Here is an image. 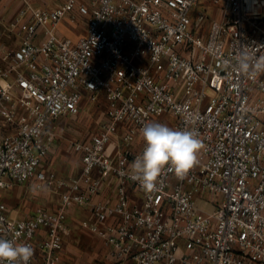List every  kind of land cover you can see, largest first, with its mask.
I'll use <instances>...</instances> for the list:
<instances>
[{
  "label": "built area",
  "instance_id": "2783aa9c",
  "mask_svg": "<svg viewBox=\"0 0 264 264\" xmlns=\"http://www.w3.org/2000/svg\"><path fill=\"white\" fill-rule=\"evenodd\" d=\"M79 18L83 35L58 34ZM0 24L19 39L0 40V191L32 180L59 198L23 218L0 199V237L57 264L67 211L88 206L83 227L108 264H264V72L237 68L264 56V0H63ZM100 99L95 131L67 141L79 172L58 176L43 163L56 120ZM149 122L203 144L183 178L166 169L151 193L130 179ZM105 186L114 202L94 200Z\"/></svg>",
  "mask_w": 264,
  "mask_h": 264
},
{
  "label": "crops",
  "instance_id": "0c3cea01",
  "mask_svg": "<svg viewBox=\"0 0 264 264\" xmlns=\"http://www.w3.org/2000/svg\"><path fill=\"white\" fill-rule=\"evenodd\" d=\"M62 2L63 0H0V21H4V23L10 22L18 10L24 7L25 4H29L34 8H54ZM80 19L83 18H79L76 23H70L66 20L61 21L56 28L58 34L75 41L84 33V26L82 33H76L78 29L76 24ZM0 40L10 48H16L19 44L18 37L12 32H5L2 24H0ZM57 127L59 131L60 126L57 125ZM59 143L60 137L55 140L50 153L43 162L44 165L54 170L58 176L77 174L80 169V160L79 156L71 150V153H73L77 160V168L73 173L71 170L64 173L58 172L57 167L59 164L56 162V157L60 149ZM114 197L113 187L105 186L94 197V200L106 199L114 202ZM0 199L6 204L8 215L15 218L31 216L38 206L55 210L59 200L56 191L35 189L32 180L16 184L11 189L1 190ZM93 221L94 218L88 206H73L67 211L65 219L66 234L63 235L62 247L59 251V261L57 264H97L96 261L101 255V258L105 259L107 264L109 263V259L106 256L105 249L100 240L83 227V223H91ZM43 233V230H39L37 237H42ZM33 260L34 264H43L36 250H34Z\"/></svg>",
  "mask_w": 264,
  "mask_h": 264
},
{
  "label": "clouds",
  "instance_id": "9594fccd",
  "mask_svg": "<svg viewBox=\"0 0 264 264\" xmlns=\"http://www.w3.org/2000/svg\"><path fill=\"white\" fill-rule=\"evenodd\" d=\"M237 68L249 77L264 72V56L242 55ZM144 148L130 165V179L148 192L157 189L162 173L173 172L183 178L198 163L203 144L194 130H176L166 124L149 122L140 129ZM34 256L30 244L0 237V264H29Z\"/></svg>",
  "mask_w": 264,
  "mask_h": 264
},
{
  "label": "rangeland",
  "instance_id": "374dc122",
  "mask_svg": "<svg viewBox=\"0 0 264 264\" xmlns=\"http://www.w3.org/2000/svg\"><path fill=\"white\" fill-rule=\"evenodd\" d=\"M84 21V19H80L76 24L78 27L76 33L80 34L83 32ZM102 110L103 102L100 99L97 103L85 104L84 112L80 116L76 118L64 117L56 122V125L60 126L58 132L61 135L59 143L60 149L56 157V162L59 164L57 167L58 172L64 173L71 170L73 173L75 171L77 168V160L73 153L68 149L67 141L70 138L84 137L95 131ZM101 257L102 255L96 261L97 264H107L105 259Z\"/></svg>",
  "mask_w": 264,
  "mask_h": 264
}]
</instances>
